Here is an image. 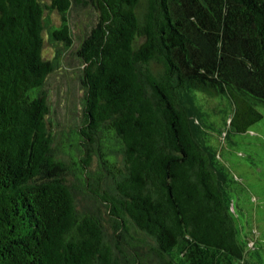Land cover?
<instances>
[{"label":"trees","instance_id":"16d2710c","mask_svg":"<svg viewBox=\"0 0 264 264\" xmlns=\"http://www.w3.org/2000/svg\"><path fill=\"white\" fill-rule=\"evenodd\" d=\"M92 3L71 167L53 148L45 85L55 65L43 48L54 11L52 37L73 46L72 3L0 0V264L244 262L225 168L184 102L227 99L232 133L264 118V0Z\"/></svg>","mask_w":264,"mask_h":264},{"label":"rangeland","instance_id":"374dc122","mask_svg":"<svg viewBox=\"0 0 264 264\" xmlns=\"http://www.w3.org/2000/svg\"><path fill=\"white\" fill-rule=\"evenodd\" d=\"M70 1L72 7L68 18L74 44L66 47L52 37L51 32L60 27L62 21L57 11L47 12L43 56L55 65L45 85L50 107L48 121L54 136L53 148L59 159L73 167L74 158L81 155L74 131L81 125L84 111L83 63L78 50L97 24L99 14L92 0ZM190 100V103H184L188 107L193 103L197 105V140L204 144L202 148L209 151L210 159L214 158L211 152L215 151L217 160L225 168V177L219 179V184L226 185L224 189L232 202L237 241L240 245L241 241L249 242L245 261L236 264H264V118L245 135L232 133L229 128L232 105L227 99L196 92ZM259 111L264 116V108L260 107ZM97 169L95 161L91 170L96 172ZM72 179L80 191H85L75 177ZM79 199L81 205L92 204L88 195L81 192Z\"/></svg>","mask_w":264,"mask_h":264}]
</instances>
